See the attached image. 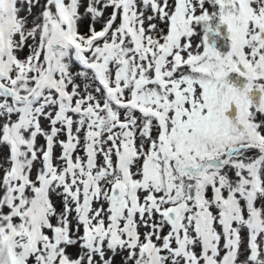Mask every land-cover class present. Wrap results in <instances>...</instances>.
<instances>
[{"label": "snow or ice", "instance_id": "6c2138e0", "mask_svg": "<svg viewBox=\"0 0 264 264\" xmlns=\"http://www.w3.org/2000/svg\"><path fill=\"white\" fill-rule=\"evenodd\" d=\"M0 264H264V0H0Z\"/></svg>", "mask_w": 264, "mask_h": 264}]
</instances>
